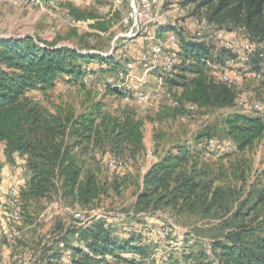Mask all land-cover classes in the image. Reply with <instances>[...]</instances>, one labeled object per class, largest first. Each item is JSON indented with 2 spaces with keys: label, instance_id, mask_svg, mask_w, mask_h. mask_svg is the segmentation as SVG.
Masks as SVG:
<instances>
[{
  "label": "trees",
  "instance_id": "trees-1",
  "mask_svg": "<svg viewBox=\"0 0 264 264\" xmlns=\"http://www.w3.org/2000/svg\"><path fill=\"white\" fill-rule=\"evenodd\" d=\"M179 5L216 29L233 34L234 40L251 43L255 52L242 75L249 72L264 79L259 48L264 44V0H180ZM70 11L73 20L92 21L90 29L100 32H106L114 20L108 15ZM168 32L177 36L181 53L161 89L175 96L180 105L159 107L173 118L184 113V103L195 104L199 112L227 113L219 124L199 130L194 140L163 152L138 177L130 217L165 221L159 218L163 214L180 230L181 253L170 252L174 249L170 248L162 264H264V167L257 168L254 159L264 136V114L235 110L236 100L243 97L236 92L240 80L236 87L229 86L211 73L208 64L224 69L234 61L233 55L192 41L172 27L159 35ZM85 37L91 42L97 34ZM79 51L30 36L0 38V145L8 159L24 160L27 174L24 187L17 191L20 220L12 223L20 231L18 224L24 218L26 228L33 229L32 220L39 217L43 204L54 201L68 212L73 210L72 223L60 217L55 220L52 236L57 232L60 236L56 249L26 237L35 245L42 242L43 257L35 264H147L149 248L139 244V237L123 238L103 220L79 225L73 219V212L97 209L110 191L120 192V182L109 187L101 180L102 168H107L111 158L122 161L124 168L129 162L136 165L145 153L139 114L148 112L125 102L121 92L106 85V79L123 71L128 61ZM87 68L95 83L105 78L98 89L104 97L117 99L118 105L108 106L100 98L79 105L59 100L46 106L45 97L60 82L81 87V91L90 87L92 82L90 86L82 82ZM159 70L152 74L160 77ZM227 141L233 150L216 158ZM68 238L76 245L65 246Z\"/></svg>",
  "mask_w": 264,
  "mask_h": 264
},
{
  "label": "rangeland",
  "instance_id": "rangeland-1",
  "mask_svg": "<svg viewBox=\"0 0 264 264\" xmlns=\"http://www.w3.org/2000/svg\"><path fill=\"white\" fill-rule=\"evenodd\" d=\"M131 0H82L77 6L70 0H39L38 4L28 6L14 7L9 3V0H0V38H19L24 36L33 37L35 40L56 44V46L62 47L63 45L69 46L77 50L97 51L101 54H107L111 48L117 50V53L113 56L114 60L122 62L128 61L131 66V73L127 79V84L130 85L135 91L141 93H152L156 89L157 76L154 73L156 69L161 68V59L163 55L168 53V46L166 45V39L168 33L162 34V40L160 42V53L155 56L153 53L156 43L146 45L142 39H136L126 42H121L118 38L119 34L124 32L120 21L127 16L130 11ZM163 12L169 22H173L177 27L184 30L187 36L190 38L193 36V30L195 21L197 18L192 14L190 9H183L179 3L180 0H163ZM73 8L76 11L84 12L86 15L94 17H103L111 12L112 18L116 21L114 30L107 36L97 35L95 41L89 42L87 34L90 33L89 25L91 21H77L73 20L74 17L71 14L70 9ZM68 20H73L75 23L70 24ZM65 21L67 23H65ZM166 28H170L169 26ZM94 34V32H92ZM238 38H241V34H237ZM96 36V35H95ZM224 36L227 39H233V34L226 33ZM211 45L216 48L215 42L211 40ZM126 48V54L122 58L121 52L123 48ZM143 47H147L149 54L146 58L147 65H151L153 68L151 73L145 78V82H141V78L144 74V66L141 61L140 50ZM264 57V44L260 45ZM219 50L220 48H216ZM222 50V49H220ZM112 53V52H111ZM235 57L234 61L226 63L225 68L228 70H243L244 66L247 67L249 63V55L244 53H231ZM113 55V54H112ZM262 67L264 70V58H262ZM94 64V63H93ZM161 71V70H159ZM248 69L243 70L240 78V86L237 88V95L243 96L246 103L250 100H256L264 105V79L263 77L255 76L248 72L246 75H242L247 72ZM151 74V75H150ZM93 79V78H92ZM95 79V78H94ZM92 80L90 87L80 90L81 87L73 85H65L63 82L57 84V88L52 93H48L45 97V104L50 107L52 102L56 103L59 100L63 102H69L74 105H79L81 102H87L90 100H99L103 98L106 105H118L119 101L113 97H104V93L98 89L105 78L98 79L97 83ZM96 80V79H95ZM143 83V84H142ZM242 101V98L239 99ZM134 106L133 104H129ZM161 105L153 106L147 113L140 112L139 118L143 125V142L145 146L144 155L137 161L136 165L131 162L128 163L126 168L117 167L115 169L102 168L100 178L102 181H107L111 187L113 182L117 181L121 183L120 192L116 194L110 191L101 207L85 211V218L88 219L93 215H96L97 220H103L106 225H112L119 236L126 238L129 235H134L140 238L141 245L148 246L150 258L146 260V263L150 264H162L166 258V253L174 252L181 253V249H178L182 244V237L179 236V230L173 224L172 220L167 218L163 214H159L158 220L156 217H141L139 219H132L130 211V205L134 201V194L137 187L136 182L139 176L144 174L147 169L158 160V157L165 152L173 148L176 145L185 144L190 140H194L197 132L207 126H213L219 124V118L227 113V110L218 111H206L199 112V116L193 122L189 124L181 123L178 117L173 118L168 110ZM239 109V110H238ZM235 110H242L240 106ZM168 111V112H167ZM230 112V111H228ZM244 112V111H242ZM252 113V112H247ZM254 114V113H253ZM260 113L259 115H263ZM202 115H207L209 118L205 121L202 119ZM231 143V142H230ZM232 144V143H231ZM259 152L254 157L257 168L264 167V136L259 142ZM0 212L2 221H0V264H35L43 257L41 249L42 242L48 248L56 249V242L60 238L57 232L53 237L55 220L60 217L66 220V224L72 223L70 218L71 212L60 208L54 201L50 203H44L43 209L39 213V217L32 220L34 224L33 229H27V220L22 218L18 227L21 231L19 239H13L10 236V228L15 226L7 216V208L3 205ZM83 212V211H79ZM87 212H90L87 215ZM74 213V212H73ZM93 217V218H95ZM173 225V231L168 230L167 222ZM29 221V220H28ZM26 223V224H25ZM2 225V227H1ZM25 226V227H24ZM166 231L167 235L164 239L160 238L159 233ZM167 236H169L167 238ZM35 238L37 241H42L39 245H35L34 242H28L27 238ZM54 244V245H52ZM73 245L76 243L71 239H66L65 246ZM38 246V247H37ZM82 247V246H81ZM39 249V250H38ZM64 259V258H63ZM176 260H180V257H176ZM62 262V261H61ZM54 264H59L55 262Z\"/></svg>",
  "mask_w": 264,
  "mask_h": 264
},
{
  "label": "built area",
  "instance_id": "built-area-1",
  "mask_svg": "<svg viewBox=\"0 0 264 264\" xmlns=\"http://www.w3.org/2000/svg\"><path fill=\"white\" fill-rule=\"evenodd\" d=\"M9 3L14 7H22L38 4L39 0H9ZM163 5V0H131L130 11L127 16H125L121 21V25L125 30L123 33L119 34L118 37L115 38V40L119 38L121 42H126L140 38L144 41V43H155L157 42L159 33L169 26L175 28L177 31H181L184 36L188 37L192 41L200 42L202 44H205L206 46L211 45L212 40L215 42L216 48L219 47L220 49H224L231 53H244L245 55L251 56L255 52V48L251 43L240 42L234 39H227L224 36L225 32L223 30L216 29L213 25H210L204 19H196L193 36L190 38V36L186 35V32L184 30L180 29V27H177L173 22L170 21L168 24V21L163 12ZM65 23L67 22L65 21ZM68 23L74 24L75 22L73 20H68ZM166 45L168 46V50L170 51L165 55H163L160 51L162 46L160 43L157 44V46L152 50L155 56L159 53L160 57L161 55H163L162 58H160L162 61L160 64V77L157 78V86L152 93H141L140 91H135L130 85L127 84V79L130 76V70L132 66V64H130L129 62L125 63L124 70L120 71L115 77L107 78L106 85H108L113 91L121 92L125 102H133L143 112H147L153 106L160 104H164L170 108H178L180 105L178 99L171 93L162 91L161 89L162 83L164 82L165 78L170 77L175 71V66L179 61V54L181 53L178 38L174 33L169 32L166 39ZM62 47L71 48L65 45H63ZM125 49V47L122 49V58L126 54ZM140 51L141 61L144 63L143 66L145 68L144 74L141 78V82L143 81L144 83L145 78L149 75V73H151L153 68H151V65L149 66L146 63V58L149 54L147 47H143V49H141ZM79 53L82 55L94 54L102 57L113 58L115 53H117V50L113 51V48H111V50L107 54H101L97 51L91 50H82L79 51ZM208 67L211 73L216 75L218 81L229 86L236 87L238 85V78H240L241 76L240 72L228 69L225 70V68L221 69L219 68V66L214 64H208ZM86 72L87 75L82 82L85 86H90L92 78L89 75V68L86 69ZM246 102L247 101H245V99L242 97V101L237 99L235 104L237 107L240 106V108H242V110L246 113L248 111L255 114L264 113L263 104L257 102L256 100H250V102L248 103ZM183 109L184 113L178 117V120L181 123L189 124L199 116V108L195 104L184 103ZM208 118L209 117L207 115H202L203 120L206 121ZM210 149H213L212 143L210 144ZM232 150L233 145L229 141H227L224 143L222 150L217 152L216 158L221 157L224 152H231ZM107 165L109 169H115L118 166L123 167L125 164H123V162L118 159L111 158L108 160ZM7 208V216L9 220H11L13 223H18L20 220V209L18 204V194L15 189L8 190ZM82 214L85 213H73V219L79 221V225H83L91 219H97V217H95L96 215H93L92 217L86 219L85 215ZM89 214L90 212H87V215ZM171 226L174 228L173 225ZM9 233L10 236L14 239H17L20 236V231L16 226L11 227ZM159 235L160 238L164 239L167 235V232L162 231L161 233H159Z\"/></svg>",
  "mask_w": 264,
  "mask_h": 264
},
{
  "label": "crops",
  "instance_id": "crops-1",
  "mask_svg": "<svg viewBox=\"0 0 264 264\" xmlns=\"http://www.w3.org/2000/svg\"><path fill=\"white\" fill-rule=\"evenodd\" d=\"M82 0H70V2L74 3L73 5L77 6L81 3ZM108 14L107 18L112 17L111 12L106 13ZM109 22V21H108ZM111 25L107 26L106 32H100L96 30H91L90 33L94 32V34L107 36L109 35L115 28V20H112L109 22ZM91 24L93 22L91 21ZM90 24V25H91ZM121 26V21H120ZM89 25V26H90ZM90 28V27H89ZM162 40V37L160 35L158 36L156 44H159ZM146 45L152 44V43H145ZM151 75V74H150ZM61 83V82H60ZM57 88V86H56ZM0 162H1V169H0V211L3 208V205H5V201L7 200L8 190L9 189H15L16 191H19L21 188L24 187L25 181L27 179V174L24 169V160L22 158H18L16 156L11 157L8 159L4 155L3 146L0 145ZM0 214H2L0 212ZM0 221H2V218L0 216ZM2 227V225H1ZM178 230V229H177ZM180 232V230H179Z\"/></svg>",
  "mask_w": 264,
  "mask_h": 264
}]
</instances>
